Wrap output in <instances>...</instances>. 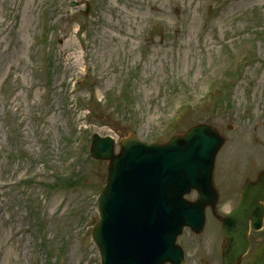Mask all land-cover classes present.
<instances>
[{"label": "rangeland", "instance_id": "374dc122", "mask_svg": "<svg viewBox=\"0 0 264 264\" xmlns=\"http://www.w3.org/2000/svg\"><path fill=\"white\" fill-rule=\"evenodd\" d=\"M197 123L224 138L222 214L264 171V0H0V264H99L91 135L163 142ZM207 221L178 238L184 264H221Z\"/></svg>", "mask_w": 264, "mask_h": 264}, {"label": "water", "instance_id": "95a60500", "mask_svg": "<svg viewBox=\"0 0 264 264\" xmlns=\"http://www.w3.org/2000/svg\"><path fill=\"white\" fill-rule=\"evenodd\" d=\"M223 142L218 131L204 123L164 144H147L129 135L120 140L118 154L110 137L94 135L91 156L108 161L97 197L99 219L91 231L100 264H182L176 237L184 226L199 232L204 207L216 200L211 178ZM260 187V182L247 184L239 207L222 219L227 240L223 264H238L245 253L248 219L253 229L260 226V212L254 211L260 209L254 195ZM191 189L199 193L193 202L184 198ZM262 251L253 254L250 264H264Z\"/></svg>", "mask_w": 264, "mask_h": 264}, {"label": "bare ground", "instance_id": "6f19581e", "mask_svg": "<svg viewBox=\"0 0 264 264\" xmlns=\"http://www.w3.org/2000/svg\"><path fill=\"white\" fill-rule=\"evenodd\" d=\"M30 0H28V2H29ZM25 13H26V9H25V11H24V14H23V16L25 15ZM26 21V20H25ZM16 43L17 44H20L21 43V39H18L17 41H16ZM66 60L68 61L67 63H69L70 61H71V66L73 65H75V63H74V61H72V57H70L69 55L66 57ZM70 68V67H69Z\"/></svg>", "mask_w": 264, "mask_h": 264}, {"label": "flooded vegetation", "instance_id": "af4514ba", "mask_svg": "<svg viewBox=\"0 0 264 264\" xmlns=\"http://www.w3.org/2000/svg\"><path fill=\"white\" fill-rule=\"evenodd\" d=\"M263 174H264V173H263ZM239 193H240V190L237 192L236 200H238V195H239ZM208 210L210 211V209H208ZM262 233H264V220H263ZM255 237H256V235H255V234H252V239H253V240L255 239Z\"/></svg>", "mask_w": 264, "mask_h": 264}]
</instances>
